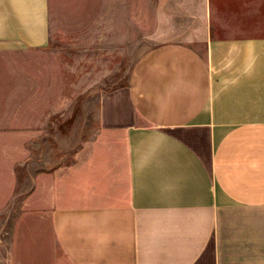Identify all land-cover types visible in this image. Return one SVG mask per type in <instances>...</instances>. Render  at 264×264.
<instances>
[{"label": "crops", "instance_id": "crops-1", "mask_svg": "<svg viewBox=\"0 0 264 264\" xmlns=\"http://www.w3.org/2000/svg\"><path fill=\"white\" fill-rule=\"evenodd\" d=\"M195 1L202 31L148 49L102 99L96 155L33 173L19 192L22 157L2 152L0 212L22 214L2 221L0 264H264V0H230V24L216 0ZM140 4L0 0V56L52 47L63 8L132 11L98 26L103 43H132ZM158 16L150 40L169 38Z\"/></svg>", "mask_w": 264, "mask_h": 264}, {"label": "rangeland", "instance_id": "rangeland-1", "mask_svg": "<svg viewBox=\"0 0 264 264\" xmlns=\"http://www.w3.org/2000/svg\"><path fill=\"white\" fill-rule=\"evenodd\" d=\"M216 2L230 24V0ZM197 4L195 0H141L143 34L132 43L116 44L103 43L99 22L128 18L132 11L119 15L94 5L70 16L63 8L60 23L53 15L52 47L0 56V139L8 143L0 146V155L7 154L6 161L20 160L21 155V162L13 167L19 192L31 188L33 173L47 169L68 173L79 163L78 158L86 153L87 157L96 155L98 146L106 144L102 140V99L129 84L134 65L148 49L167 41H186L188 33L202 31L204 24L193 17ZM96 8L98 12L90 11ZM155 12L159 14V33L165 30L171 39H149V19ZM165 17L172 22L169 27ZM214 24L222 25L217 20ZM71 26L80 27L78 37L71 33L76 30L66 29ZM192 42L201 50L205 47L202 38ZM19 141L22 144H17ZM20 214L17 209L0 212V235L2 221Z\"/></svg>", "mask_w": 264, "mask_h": 264}]
</instances>
